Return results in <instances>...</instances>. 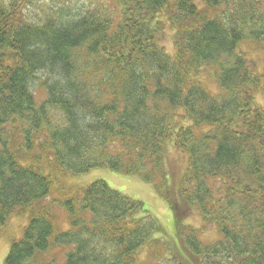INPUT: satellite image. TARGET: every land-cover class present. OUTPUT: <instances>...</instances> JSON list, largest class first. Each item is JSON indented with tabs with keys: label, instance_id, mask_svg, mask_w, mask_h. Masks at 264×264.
Instances as JSON below:
<instances>
[{
	"label": "trees",
	"instance_id": "obj_1",
	"mask_svg": "<svg viewBox=\"0 0 264 264\" xmlns=\"http://www.w3.org/2000/svg\"><path fill=\"white\" fill-rule=\"evenodd\" d=\"M202 2L0 0V220L31 210L4 264L49 249L51 218L31 206L54 180L104 168L152 186L180 248L141 202L95 181L67 188L64 264H264V59L259 70L237 49L264 45V0ZM211 227L222 239L204 245Z\"/></svg>",
	"mask_w": 264,
	"mask_h": 264
},
{
	"label": "rangeland",
	"instance_id": "obj_2",
	"mask_svg": "<svg viewBox=\"0 0 264 264\" xmlns=\"http://www.w3.org/2000/svg\"><path fill=\"white\" fill-rule=\"evenodd\" d=\"M168 2L172 4L174 0H168ZM194 3L199 7L203 5L202 0H194ZM37 9H35V11H37ZM171 36V33H166L163 41L166 50L170 53L173 52L170 45ZM263 47L264 45L262 43L243 41L238 45L237 49L246 60L254 62L257 65V69L261 70L264 62ZM209 76H214L213 70H210V72L205 75L203 85L208 90L215 93L217 90L216 84H214L212 77ZM33 85L34 90L32 89V92L37 98V102L43 101L45 97L43 88H38L36 82ZM10 135L13 137V134ZM173 155L175 156L176 154L172 153V156ZM95 181H103L110 189L130 199L141 202L146 211L154 218L158 226H160L161 232L159 236L170 243V245H173L175 249L180 248L177 240L173 213L168 209L165 202L154 192L150 184L144 182L138 175H126L105 168L95 169L83 175L68 176L66 179L58 178L54 180L49 189L48 196L39 203L31 206L32 210L43 208V212H48L54 229L53 235L48 239L50 247L37 257V264H46L50 262L64 264L67 255L73 252L74 246L55 244V237L58 234L72 230L68 214L63 208L62 203L72 196V192L70 193L67 190L68 187L85 188ZM30 215V209L27 207H18L8 218L0 220V264H4V260L8 255L12 243L19 242L22 239L23 231L29 224ZM183 224L185 226H191L196 230L201 227L200 219L197 216H192L184 220ZM197 238L204 245H211L222 239L215 227H211L204 232H199Z\"/></svg>",
	"mask_w": 264,
	"mask_h": 264
}]
</instances>
